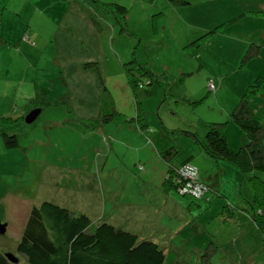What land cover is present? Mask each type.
<instances>
[{
  "label": "rangeland",
  "instance_id": "374dc122",
  "mask_svg": "<svg viewBox=\"0 0 264 264\" xmlns=\"http://www.w3.org/2000/svg\"><path fill=\"white\" fill-rule=\"evenodd\" d=\"M108 3L128 8V32ZM123 62L158 71L160 83L135 95ZM258 75L264 0H0V117L41 109L29 127L8 130L15 148H5L0 129V251L27 264L16 247L28 210L51 200L93 226L105 221L153 239L163 264H264L251 182L193 136L202 139L213 122L232 150L243 146L230 113ZM81 99L97 117H78ZM135 100L143 131L127 123ZM249 106L264 133V92ZM186 160L212 187L208 200L162 191L169 168ZM207 224L215 226L211 237Z\"/></svg>",
  "mask_w": 264,
  "mask_h": 264
},
{
  "label": "trees",
  "instance_id": "16d2710c",
  "mask_svg": "<svg viewBox=\"0 0 264 264\" xmlns=\"http://www.w3.org/2000/svg\"><path fill=\"white\" fill-rule=\"evenodd\" d=\"M108 5L113 8L116 17L118 15L117 22L121 23L120 31L128 32L126 29L128 8L118 3H108ZM153 21L155 24L156 17ZM123 64L126 65L125 62ZM132 66L126 65L127 83L135 95L138 88L143 89L145 85L160 83L161 76L158 75V71L147 67L141 68V64H137V71L134 72ZM140 69H143L141 74H139ZM142 76L144 78H141ZM263 92L264 76L258 75L230 113L231 121L246 137V143L238 150L229 147L218 123H205V135L202 139L197 134L193 136L196 138L197 147L207 156L233 164L242 177L251 182L254 190V197L250 202L251 219L264 236V179L259 176L260 173H264L263 124L249 106L250 99ZM134 105L135 116L130 120L135 119L140 130H143L145 125L142 103L140 100H135ZM31 107L35 106H27L21 116L13 118L7 115L1 116L0 129H2L5 148L12 149L18 146L17 136L8 130L15 129L14 127L18 125L29 127L31 124H25L24 117ZM106 119L102 117V120ZM176 149L173 146L165 150L164 154L172 155ZM185 164H189L187 160L178 167L169 168L161 189L165 193L176 190L181 195H189L196 199L205 197L208 200L206 193L212 190V187L203 183L199 174L198 181L206 187V190L199 196L181 192L182 186L187 187L188 182V179L179 174V167ZM214 227L212 224L204 227L210 237ZM16 250L26 258L27 264H163L165 260L164 250L153 239L141 238L136 233L105 221L93 226L86 214H76L69 207L51 200H42L30 206ZM0 264H18V262H12L7 253L0 251Z\"/></svg>",
  "mask_w": 264,
  "mask_h": 264
},
{
  "label": "built area",
  "instance_id": "2783aa9c",
  "mask_svg": "<svg viewBox=\"0 0 264 264\" xmlns=\"http://www.w3.org/2000/svg\"><path fill=\"white\" fill-rule=\"evenodd\" d=\"M208 87L210 90H214V85L212 82H209ZM179 174L181 177L188 179L187 187L182 186L180 189L182 193H190L191 195L199 196L203 191L206 190V187H204L203 184L198 181V172L195 167L189 164L182 165L179 167Z\"/></svg>",
  "mask_w": 264,
  "mask_h": 264
},
{
  "label": "crops",
  "instance_id": "0c3cea01",
  "mask_svg": "<svg viewBox=\"0 0 264 264\" xmlns=\"http://www.w3.org/2000/svg\"><path fill=\"white\" fill-rule=\"evenodd\" d=\"M89 59L94 60V58L92 56ZM73 104H76L77 105V102L76 101L75 102L73 101ZM85 104H89L90 107L92 106L91 103H90V101L88 99H81L79 101V103H78V106H77L78 107V110H77L78 117L79 118L81 117L82 119H90V118L97 117V111H92L90 109V107L87 108L85 111L82 110L81 107H83V105H85ZM103 117L105 118L106 116H103ZM122 117H124V116H122ZM101 121L102 122H108V119L101 120ZM132 122H134L136 124V126L138 127L139 124L135 121V119L134 120H130L129 119L127 123H132ZM104 125H103V127H105ZM141 131H143V130H141ZM164 146H165V144H164Z\"/></svg>",
  "mask_w": 264,
  "mask_h": 264
},
{
  "label": "water",
  "instance_id": "95a60500",
  "mask_svg": "<svg viewBox=\"0 0 264 264\" xmlns=\"http://www.w3.org/2000/svg\"><path fill=\"white\" fill-rule=\"evenodd\" d=\"M41 112L40 108H33L29 110V112L24 117L25 124H31L35 121V119L38 117L39 113ZM6 230V224L0 222V234L4 233ZM8 258L12 261L17 263L18 259L13 256L11 253H7Z\"/></svg>",
  "mask_w": 264,
  "mask_h": 264
}]
</instances>
